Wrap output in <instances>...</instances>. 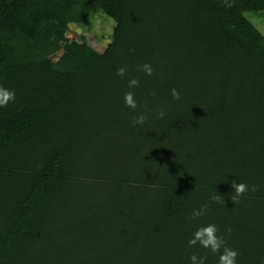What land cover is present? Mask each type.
Segmentation results:
<instances>
[{"label": "trees", "instance_id": "trees-1", "mask_svg": "<svg viewBox=\"0 0 264 264\" xmlns=\"http://www.w3.org/2000/svg\"><path fill=\"white\" fill-rule=\"evenodd\" d=\"M97 12L115 22L103 52L69 43L68 23ZM247 12H264V0H0V87L15 91L0 107V264H190L192 253L217 264L187 243L208 224L218 235L231 226L237 258L264 254V35ZM144 63L153 75L137 70ZM87 181L114 207L138 205L126 191L145 185L148 220L123 234L87 231L95 214L78 191ZM232 181L261 188L232 203ZM64 231L74 235L66 246Z\"/></svg>", "mask_w": 264, "mask_h": 264}, {"label": "rangeland", "instance_id": "rangeland-1", "mask_svg": "<svg viewBox=\"0 0 264 264\" xmlns=\"http://www.w3.org/2000/svg\"><path fill=\"white\" fill-rule=\"evenodd\" d=\"M246 15L248 16L249 20L262 32L264 35V12L259 13H253V12H247ZM115 28V22L112 18H110L108 15L103 14L101 12L95 13L92 21L87 25H80L77 22H70L67 25L66 30V37L69 43L72 42H81L82 38L85 39L86 43L96 50L97 52L101 53L106 48V46L112 41L113 39V30ZM61 45H64L63 42H61ZM59 52V53H58ZM53 56V61H56L58 56L60 55L61 51H58ZM152 168V167H151ZM100 173V171L96 172L95 174ZM140 177H142L144 180H157V176L155 174H148L147 168H142L139 170ZM137 185H142V183H134ZM145 186V185H144ZM137 186L134 188L129 189V191H126V195L135 194L142 197V201L138 204L131 206L128 202V200H124L125 204H119L118 206L114 207L111 205V200L107 204H102L101 201H99L98 197L103 198V194L99 191H106L104 188H98L92 181H87V183H84L83 185H80L78 188L79 193L84 196L85 200H89V206H91L90 210L91 213H94V223L92 221V225H90L87 228V231H104V232H118L119 234L125 233V230L129 226V221L133 222V226L135 225V221H141L148 220V213L151 210L146 204L148 201L152 200L151 197L148 196V194L144 193V188ZM142 194H145L144 197ZM77 200V195L75 196ZM105 196L104 198H106ZM72 198V196H71ZM82 200V203L84 204L85 200ZM83 206V205H82ZM93 206V207H92ZM88 205L84 204L83 209L87 212H90L88 209ZM75 212H73L74 215ZM141 215L138 217L137 215ZM134 215V218L133 216ZM140 219V220H139ZM234 222V221H232ZM261 224L259 222L258 226ZM261 227H264V223L261 225ZM138 231H140L142 228L137 226ZM73 232V230H72ZM65 236V244L71 242L74 238L73 233L64 231L62 232ZM58 236V235H57ZM87 237V236H85ZM120 238V237H119ZM155 241L152 238L146 237V250H150V242ZM244 241V240H243ZM117 245V243L115 244ZM112 249V248H111ZM112 251V250H111ZM264 260V254L258 255V257L255 258H247V259H239L237 258V264H261V261Z\"/></svg>", "mask_w": 264, "mask_h": 264}, {"label": "clouds", "instance_id": "clouds-1", "mask_svg": "<svg viewBox=\"0 0 264 264\" xmlns=\"http://www.w3.org/2000/svg\"><path fill=\"white\" fill-rule=\"evenodd\" d=\"M130 52L134 53L135 49H130ZM138 71L144 72L145 75L151 76L154 73V69L150 63H144L137 66ZM127 66H122L116 69V75L120 78H125L127 75ZM139 86L138 78H131L128 80V87L134 88ZM171 96L173 100L179 101L182 97L181 94L175 89H171ZM153 97L156 96V92L153 91L150 93ZM10 101H15V91L5 89L0 87V107H7ZM124 104L126 107L135 110L137 108L136 99L132 91H128L124 94ZM148 109H145L144 112H141L132 117V123L135 124H144L148 120ZM165 116V111L163 108H160L156 112V117L158 119H163ZM231 187L234 189V195H231L230 199L232 203H239L240 199L246 195L256 193L260 191L261 186L258 184L249 185L244 182L232 181ZM213 202H218L224 204V201L221 196L214 195L212 197ZM208 210V205L203 204L198 210H193L191 216L188 219H196L197 217L203 216ZM218 228L215 224H208L206 226L198 227L192 234V237L188 240V247H195L199 245L200 247L207 249L214 255H218L217 264H237V257L240 253L229 247L226 243V236L231 235L233 229L231 226H227L224 229V233L218 235ZM190 264H206L208 259L207 253L204 255H198L192 253L188 257ZM261 264H264V260L261 261Z\"/></svg>", "mask_w": 264, "mask_h": 264}]
</instances>
